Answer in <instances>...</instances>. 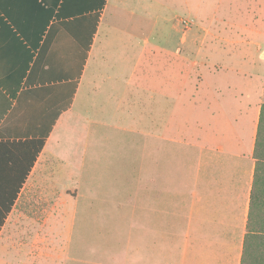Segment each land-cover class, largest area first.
<instances>
[{
    "label": "crops",
    "instance_id": "1",
    "mask_svg": "<svg viewBox=\"0 0 264 264\" xmlns=\"http://www.w3.org/2000/svg\"><path fill=\"white\" fill-rule=\"evenodd\" d=\"M177 4L199 12L193 0H0V240L30 187L84 198L117 175L130 196L136 168L114 157L139 135L145 228L160 248L175 238L173 264H264L263 71L224 61L252 56H185ZM22 248L34 264L39 240Z\"/></svg>",
    "mask_w": 264,
    "mask_h": 264
},
{
    "label": "rangeland",
    "instance_id": "2",
    "mask_svg": "<svg viewBox=\"0 0 264 264\" xmlns=\"http://www.w3.org/2000/svg\"><path fill=\"white\" fill-rule=\"evenodd\" d=\"M174 1L167 0L169 4ZM177 5L184 26L179 28H184L185 56L191 52L194 56H252L251 64L239 59L224 61L245 70L261 68L264 74V0H193L199 10L193 13L181 12ZM179 39L178 35V47ZM200 62L202 70L208 61ZM225 63L217 62V68L226 67ZM203 76L201 71V80ZM188 100L185 93V109L190 107ZM133 147L126 158L122 154L114 157L118 164L125 161L136 168L130 196L115 189L117 175L83 189L88 193L84 198L77 194L63 198V189L45 184L28 188L1 237L0 264H28L24 249H19L31 241L35 244L36 239L39 253L34 264H173L175 238L169 237L168 244L160 248L159 238L145 228L142 136H136ZM65 185L75 187L76 183L65 181ZM49 213L54 216L47 222Z\"/></svg>",
    "mask_w": 264,
    "mask_h": 264
},
{
    "label": "trees",
    "instance_id": "3",
    "mask_svg": "<svg viewBox=\"0 0 264 264\" xmlns=\"http://www.w3.org/2000/svg\"><path fill=\"white\" fill-rule=\"evenodd\" d=\"M255 158L257 160L256 180H255V192L258 188L259 181H264V105L261 110V116L259 121Z\"/></svg>",
    "mask_w": 264,
    "mask_h": 264
}]
</instances>
